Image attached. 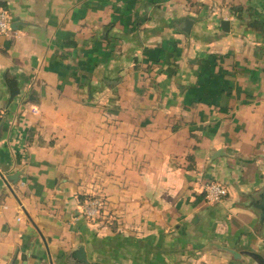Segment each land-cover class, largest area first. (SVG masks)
Listing matches in <instances>:
<instances>
[{
    "label": "crops",
    "instance_id": "1",
    "mask_svg": "<svg viewBox=\"0 0 264 264\" xmlns=\"http://www.w3.org/2000/svg\"><path fill=\"white\" fill-rule=\"evenodd\" d=\"M0 9V264H264V0Z\"/></svg>",
    "mask_w": 264,
    "mask_h": 264
},
{
    "label": "water",
    "instance_id": "2",
    "mask_svg": "<svg viewBox=\"0 0 264 264\" xmlns=\"http://www.w3.org/2000/svg\"><path fill=\"white\" fill-rule=\"evenodd\" d=\"M191 20L188 18L184 19V31H188L190 26H191ZM220 26L221 29L225 32H228L230 30V22L227 19H222L220 21ZM7 86L9 89V96L13 97L15 94L18 93V89H17V85H16V81L14 79H10L7 80ZM5 179L3 178V176L0 174V186L2 185L3 181ZM255 206L260 209V216L263 217L264 216V190L262 191V193H260L259 195V199L255 202ZM230 251V253L234 256V257H238L239 253H237L236 251L232 250V249H228ZM71 257L75 260H77L79 263L82 264H88V260L86 257V252L83 248V246H78L77 248H75L72 253H71Z\"/></svg>",
    "mask_w": 264,
    "mask_h": 264
},
{
    "label": "built area",
    "instance_id": "3",
    "mask_svg": "<svg viewBox=\"0 0 264 264\" xmlns=\"http://www.w3.org/2000/svg\"><path fill=\"white\" fill-rule=\"evenodd\" d=\"M201 3H208L210 0H199ZM11 30V22L8 12L4 9H0V34H7ZM205 199L207 202H218L226 194L227 189L219 182L211 181L204 186ZM93 206L87 208L89 214L94 213Z\"/></svg>",
    "mask_w": 264,
    "mask_h": 264
},
{
    "label": "rangeland",
    "instance_id": "4",
    "mask_svg": "<svg viewBox=\"0 0 264 264\" xmlns=\"http://www.w3.org/2000/svg\"><path fill=\"white\" fill-rule=\"evenodd\" d=\"M204 4H207V3H204ZM209 7H211V5ZM257 29L259 30V32L257 34V37L256 36H252L250 38V40H252V42H259L260 43V46L261 45L264 46V27L262 25L261 26H258L257 25ZM87 201L89 202V204L95 205L99 201V198H90ZM211 203H213V202H211Z\"/></svg>",
    "mask_w": 264,
    "mask_h": 264
},
{
    "label": "trees",
    "instance_id": "5",
    "mask_svg": "<svg viewBox=\"0 0 264 264\" xmlns=\"http://www.w3.org/2000/svg\"><path fill=\"white\" fill-rule=\"evenodd\" d=\"M116 78V77H115Z\"/></svg>",
    "mask_w": 264,
    "mask_h": 264
}]
</instances>
